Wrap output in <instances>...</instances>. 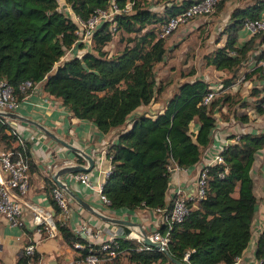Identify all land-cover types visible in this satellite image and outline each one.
<instances>
[{"label": "trees", "instance_id": "obj_1", "mask_svg": "<svg viewBox=\"0 0 264 264\" xmlns=\"http://www.w3.org/2000/svg\"><path fill=\"white\" fill-rule=\"evenodd\" d=\"M64 1L73 13L87 19L111 1L122 7L129 0ZM133 1L131 11L114 16V29L111 21L98 25L90 49L62 58L77 38V25L60 8L59 0H0V79L13 86L18 101L31 90L22 91L19 85L30 79L43 82L46 93L59 98L74 116L92 120L103 132L130 123L106 152L112 168L102 183V192L109 199L108 206L116 211L139 207L155 210L171 204L172 199L166 198L171 174L168 165H194L213 142L216 108L221 103L235 102L234 95L223 90L248 64L253 49L258 50L255 43L262 33L253 34L238 45V31L246 19L259 17L264 9V0H247L244 5L235 6L221 30V35L226 36L224 44L203 53L206 65L231 73L209 103L202 100L211 89L210 83L196 78L181 82L161 112L129 117L163 90L155 73V66L165 60L168 50L167 37L158 36L161 25L195 0H160V10H152L147 0ZM224 1L218 3V9ZM116 33L123 46L110 53L106 46ZM262 37L260 41L264 34ZM255 56L264 58V50ZM263 85L252 89L258 112L264 111ZM195 117L199 124L194 131L191 122ZM13 128L12 121L0 116L4 151L20 147ZM229 138L232 140L221 152L223 161L207 167L205 195L187 200L190 211L181 222L173 224L166 249L140 248L142 243L135 238L115 236L122 252L105 263L121 264V259L126 260L124 264L173 263L171 257L185 264L234 263L252 237L257 197L251 167L255 153L264 146V131L231 134ZM28 147L25 142L30 155ZM77 160L84 159L78 155ZM29 162L32 169L33 163ZM54 186L48 189L49 199L59 211L52 196ZM55 225L72 248L77 240L86 242L66 223L55 221ZM165 228L162 224L157 230L165 232ZM76 251L81 255L87 253L86 248ZM255 254H264V228L256 239ZM38 259L36 250L32 260ZM24 260L21 255L19 264Z\"/></svg>", "mask_w": 264, "mask_h": 264}, {"label": "crops", "instance_id": "obj_2", "mask_svg": "<svg viewBox=\"0 0 264 264\" xmlns=\"http://www.w3.org/2000/svg\"><path fill=\"white\" fill-rule=\"evenodd\" d=\"M147 1L152 10L161 9L162 2L160 0H154V2L152 0ZM246 2L247 0H226L224 5L216 10L214 14L200 15L184 23L182 33L189 32L194 35L195 32L202 30V28L206 29L212 27L211 25H216L219 29L217 35L215 37L210 35V38H208L214 43L213 48L223 45L226 36L224 34L221 35V30L228 22L230 12L235 6L244 5ZM62 3H65V1L62 0ZM67 9L73 19L75 13L70 10L68 5ZM260 16L264 18V9L261 11ZM262 34L264 32L260 33L255 43V47L260 51L264 50V40L260 41L263 38ZM177 35L178 32L172 33L170 38H167L168 50H171L170 44L177 38ZM251 36L252 34H250L248 29L243 26L238 31L237 44H243ZM114 38L106 46V49L110 53L118 52L123 46V43L119 40L117 46L111 47L109 44L114 41ZM189 39L186 41H189ZM182 43L187 44L185 41ZM187 48L188 45L182 47L181 52L179 48H174L169 55H166L165 60L155 66L156 77L157 75L159 76L157 79L161 81L160 84L163 86V90L157 93L150 103L138 106L129 117L141 113L155 115L161 112L168 99L183 81L202 78L210 83V87H216L217 82L222 84L224 79L231 76V73L227 70L216 69L213 65H206L205 63L204 73H199L196 69H193V72H190L191 69L183 72L182 70H185V67L187 69V65L189 64L183 61ZM71 49L72 52H81V54L86 51L85 48L78 45ZM206 52L208 51H204L203 53ZM181 53L182 55H180ZM249 59L250 56L248 64L238 72V77L223 90L234 95L235 102L221 103L216 108L214 116L217 122L213 130V142L209 145L211 148L217 147L224 139L229 140L231 134L264 131V111L258 112L256 110V96L252 94V89H257L264 84V76L260 75L257 70L252 69V63ZM223 73L225 75L221 77ZM240 77L242 78L240 79ZM14 112L19 117L13 119L14 124L19 127L25 142L28 143V152L30 160L33 163L32 169H29V188L23 196L24 198L36 203L45 210H50L54 221L66 223L74 233L79 232L81 223L85 221L92 227L93 231L101 236V239H106L111 235H128L131 228L129 224L102 219L95 212L139 223L147 230H154L158 227L160 217L154 210L146 207L131 210H113L101 200L97 190L88 184L74 179L71 176V172L64 173L59 178L85 202V205L67 192L70 197L69 210L62 212L60 210L56 211L49 199L50 192L48 189L55 184L53 173L56 170L74 164L87 166L88 163L83 157V162L78 161V154L75 151L60 143L48 134L47 131L95 157L94 168L85 172L89 173V181L93 185L100 186L105 180V175L102 173L99 164L103 167L108 164V160L105 157H103L102 163H99L100 151L114 142L121 130L130 127L129 122L111 127L108 131L103 132L92 120L74 116L71 110L59 98L46 93L43 89V82H39L36 88L26 92L19 100V104ZM198 124V118L195 117L191 122V130L195 131ZM201 160L202 157L197 163L189 167L179 166L170 174V182L166 195L167 200L172 199L173 189L178 184L184 186L187 194L192 191V183L198 174ZM251 176L254 181V192L257 197L256 211L252 221V237L241 255L236 258L234 262L236 264H252L257 258L255 254L256 239L264 228V146L255 153L251 167ZM23 218V225H12L0 215V264H19L23 245L29 241L36 243L41 264H83L74 262L80 253L65 241L57 228L53 233L45 230L38 231L32 221V211L29 208L24 210ZM105 261L103 264H110L105 263ZM120 263L124 264L126 260L121 259Z\"/></svg>", "mask_w": 264, "mask_h": 264}, {"label": "built area", "instance_id": "obj_3", "mask_svg": "<svg viewBox=\"0 0 264 264\" xmlns=\"http://www.w3.org/2000/svg\"><path fill=\"white\" fill-rule=\"evenodd\" d=\"M220 1L222 0H195L191 2L186 9L170 16L161 25L158 31V36L167 37L179 26L189 20L200 15H210ZM133 3V0H129L124 6L119 7L115 1H111L109 6L103 9H96L87 19H82L75 14L73 21L77 25V38L73 45L66 50L64 56L80 55L81 52H72L71 48L76 45L85 48V50L90 49L91 38L98 25L104 21H111L113 22L112 29H114V16L118 13L131 11ZM244 27L247 28L252 35L263 32L264 18L261 16L254 19L248 18L245 20ZM258 51L259 50H254L251 53L249 61L252 63V69L257 70L260 75L264 76V58H257L255 56ZM241 78L242 77H240V79ZM38 84L39 82H33L32 80L27 79L19 85V89L22 91L26 89H34L38 86ZM210 88V91H208L203 97V103H209L220 90L216 87ZM262 95L264 96V85ZM18 104L19 101L14 94L13 86L4 79H0V110L14 111ZM261 107L264 109V98ZM5 118L12 121L14 124L13 118ZM12 133L16 136L17 145H20V147H14L0 152V215L12 225H23L24 210L29 208L32 211V221L36 225V229L40 232L45 230L49 233H53L56 230V225L51 211L47 209L45 210L36 203L23 197L29 188L30 157L25 148L23 134L16 124H14ZM239 134L240 133H237L236 135L238 136ZM231 140L232 139L230 138L229 140L224 139L217 147L211 148L208 146L205 149L202 155V160L200 161L198 174L192 183V191L189 194H187L183 185L178 184L173 189L171 204L164 207H157L154 210V212L160 217L158 227L162 224L165 225V232L158 231V227L154 230H147L144 227L143 228L151 240L159 243V249H166L169 242L170 229L173 224L181 222L188 215L190 206L188 205L187 200L200 199L205 195L207 185V167L223 161L221 152L224 146ZM106 152L107 148L102 149L99 155V163H102L103 157L108 160V164L105 167L99 164L105 177L110 173L112 168L110 158L106 156ZM178 167L179 166L176 163L168 165L170 173ZM71 176L97 190L101 200H103L107 205L109 204V199L102 192V185H93L89 181L88 172H71ZM52 196L60 208V211L67 212L69 210L70 197L67 192L56 183L52 190ZM141 233L142 232L139 227L134 226L133 229L129 231L128 236L141 242L142 245L140 248H150L151 245H147L143 242L140 235ZM77 234L82 236L86 242L77 240L73 243V248H86L87 253L84 255L80 254L74 260L75 263L103 264L105 260H110L122 252L115 240L116 235H111L106 239H101V236L97 232L93 231L92 227L85 221L81 223L80 230ZM36 250V243L33 241H29L23 245L22 255L25 257V260L21 264H41L39 259L36 261L32 260ZM184 258H187V255ZM252 264H264V254L257 257Z\"/></svg>", "mask_w": 264, "mask_h": 264}, {"label": "rangeland", "instance_id": "obj_4", "mask_svg": "<svg viewBox=\"0 0 264 264\" xmlns=\"http://www.w3.org/2000/svg\"><path fill=\"white\" fill-rule=\"evenodd\" d=\"M60 1H61L60 3H62V0H60ZM152 1L154 2V0H152ZM153 4H156V3H153ZM217 6H216L215 10L210 15L214 14V12L216 10H218ZM60 8L63 9L64 11H66L67 13H69V10L67 9V5L65 3L60 4ZM183 25L184 24H182L175 31L172 32V33L178 32V35H177V38L175 40H173L172 43L170 44L171 50H173L174 48H179V51L181 52L182 47H186L188 45L186 53L184 54V57H183V61H184V63L188 62L189 66L187 65L188 68L186 69V67H185V70H182V71L185 72V71H188L190 69L191 70L196 69L199 71V73H202V72L204 73L205 72V70H204L205 66H204V61L202 58L203 52L209 51L211 48H213L214 43H212V40L209 39L210 38L209 36L213 35V37H215L217 35L219 29L217 28L216 25L215 26L211 25L212 27H208L206 29L202 28V30L197 31L194 33V35H192V33L190 34L189 32L188 33L185 32V34L182 33ZM171 34L169 36H167V38H170ZM114 37H115L114 41L109 44L111 47L117 46V42L119 41V33H116V35ZM173 37H175V36H173ZM188 38H190L189 41H186ZM183 41H185V43H187V44H183L182 43ZM199 43H200V45H199ZM199 46H200V48H198ZM171 50H167V55H169ZM180 55H182V53ZM63 57H65V56H62V58ZM208 74H210V73H208ZM224 75L225 74L223 73L221 77H223ZM158 77L159 76L157 75V78ZM157 81L159 82V84L161 83V81H159L158 79H157ZM221 85L222 84L220 82H217L216 88L220 89ZM3 147H4V142L1 139V134H0V152L4 151L5 148H3ZM162 264H174V263L164 262Z\"/></svg>", "mask_w": 264, "mask_h": 264}, {"label": "water", "instance_id": "obj_5", "mask_svg": "<svg viewBox=\"0 0 264 264\" xmlns=\"http://www.w3.org/2000/svg\"><path fill=\"white\" fill-rule=\"evenodd\" d=\"M0 115L1 116H5V117H9V118H19L18 115L14 112V111H3L0 110ZM48 134H50L51 136H53L56 140H58L60 143H62L63 145L69 147L70 149H72L73 151H75L79 156L85 158L87 160L88 165L84 166L81 164H74V165H68V166H64L59 168L58 170H56L53 173V180L54 182L60 186L61 188H63L66 192H68L71 196H73L75 199H77L80 203L85 205V202L80 199L73 191H71L68 186L59 178L60 175L64 174V173H68V172H77V171H90L94 168L96 159L95 157L84 151L83 149L74 146L71 143H68L67 141L60 139L59 137H56L53 133L47 131ZM99 217H101L102 219H105L107 221H111V222H117V223H124V224H129L130 228L133 229L134 226H138L139 229L141 230V237L143 239V242L147 245H151L154 247L159 248L160 245L158 242L153 241L150 239V237L147 235L146 231L144 230V228L141 226V224L139 223H135L133 221H126V220H122V219H118V218H114V217H109L106 215H103L101 213L95 212ZM122 236H125V234H123ZM171 260L173 261L174 264H185L184 262H182L179 259H176L174 257H171Z\"/></svg>", "mask_w": 264, "mask_h": 264}]
</instances>
